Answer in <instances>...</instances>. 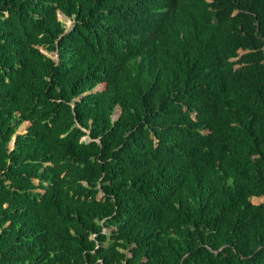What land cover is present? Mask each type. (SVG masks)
Masks as SVG:
<instances>
[{
    "label": "trees",
    "instance_id": "obj_1",
    "mask_svg": "<svg viewBox=\"0 0 264 264\" xmlns=\"http://www.w3.org/2000/svg\"><path fill=\"white\" fill-rule=\"evenodd\" d=\"M252 196L264 0H0V264H264Z\"/></svg>",
    "mask_w": 264,
    "mask_h": 264
},
{
    "label": "rangeland",
    "instance_id": "obj_2",
    "mask_svg": "<svg viewBox=\"0 0 264 264\" xmlns=\"http://www.w3.org/2000/svg\"><path fill=\"white\" fill-rule=\"evenodd\" d=\"M58 12L59 11H57V18L63 23L65 29H67L71 25V19L65 15H60ZM44 52L47 55H49L51 58L56 60L55 52H47V51H44ZM99 88H102V84H100V83L96 85L95 89H99ZM117 113H118V108H115L112 117H115L117 115ZM27 124H28V121H26V120L22 121L18 125L16 132H23L25 130V127ZM11 146H12V138L8 142V147H11ZM250 199L252 202H258L260 200H264V196H252ZM104 230H105V228H104Z\"/></svg>",
    "mask_w": 264,
    "mask_h": 264
},
{
    "label": "water",
    "instance_id": "obj_3",
    "mask_svg": "<svg viewBox=\"0 0 264 264\" xmlns=\"http://www.w3.org/2000/svg\"><path fill=\"white\" fill-rule=\"evenodd\" d=\"M94 89H95V87L93 88V90H94ZM13 141H14V136L12 137V144H13ZM11 147H12V146H11ZM11 147H10V148H11Z\"/></svg>",
    "mask_w": 264,
    "mask_h": 264
},
{
    "label": "clouds",
    "instance_id": "obj_4",
    "mask_svg": "<svg viewBox=\"0 0 264 264\" xmlns=\"http://www.w3.org/2000/svg\"><path fill=\"white\" fill-rule=\"evenodd\" d=\"M70 27V26H69ZM65 28V27H64ZM66 30V29H65ZM43 52L45 51V50H42ZM45 53V52H44ZM56 54V53H55ZM13 145V144H12Z\"/></svg>",
    "mask_w": 264,
    "mask_h": 264
},
{
    "label": "crops",
    "instance_id": "obj_5",
    "mask_svg": "<svg viewBox=\"0 0 264 264\" xmlns=\"http://www.w3.org/2000/svg\"><path fill=\"white\" fill-rule=\"evenodd\" d=\"M100 84H102V86L104 85L103 83H100ZM96 87V86H95ZM95 90V89H94Z\"/></svg>",
    "mask_w": 264,
    "mask_h": 264
}]
</instances>
